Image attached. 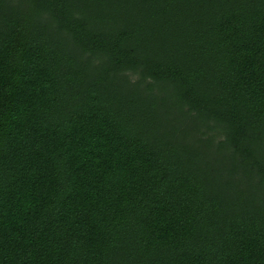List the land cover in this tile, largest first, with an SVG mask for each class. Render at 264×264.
Here are the masks:
<instances>
[{
	"label": "trees",
	"instance_id": "trees-1",
	"mask_svg": "<svg viewBox=\"0 0 264 264\" xmlns=\"http://www.w3.org/2000/svg\"><path fill=\"white\" fill-rule=\"evenodd\" d=\"M0 264H264V0H0Z\"/></svg>",
	"mask_w": 264,
	"mask_h": 264
},
{
	"label": "rangeland",
	"instance_id": "rangeland-1",
	"mask_svg": "<svg viewBox=\"0 0 264 264\" xmlns=\"http://www.w3.org/2000/svg\"><path fill=\"white\" fill-rule=\"evenodd\" d=\"M136 75H133L132 73H131V77L133 78V77H135Z\"/></svg>",
	"mask_w": 264,
	"mask_h": 264
}]
</instances>
